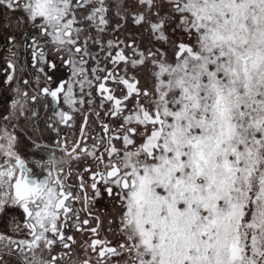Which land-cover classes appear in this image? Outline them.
Segmentation results:
<instances>
[{"label":"snow or ice","instance_id":"obj_1","mask_svg":"<svg viewBox=\"0 0 264 264\" xmlns=\"http://www.w3.org/2000/svg\"><path fill=\"white\" fill-rule=\"evenodd\" d=\"M0 264H264V0H0Z\"/></svg>","mask_w":264,"mask_h":264}]
</instances>
